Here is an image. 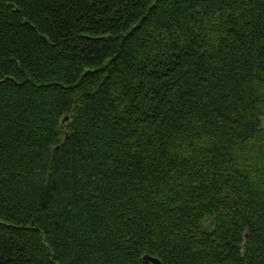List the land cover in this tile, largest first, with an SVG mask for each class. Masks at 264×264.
I'll list each match as a JSON object with an SVG mask.
<instances>
[{
  "label": "trees",
  "instance_id": "trees-1",
  "mask_svg": "<svg viewBox=\"0 0 264 264\" xmlns=\"http://www.w3.org/2000/svg\"><path fill=\"white\" fill-rule=\"evenodd\" d=\"M264 264V0H0V264Z\"/></svg>",
  "mask_w": 264,
  "mask_h": 264
},
{
  "label": "water",
  "instance_id": "water-1",
  "mask_svg": "<svg viewBox=\"0 0 264 264\" xmlns=\"http://www.w3.org/2000/svg\"><path fill=\"white\" fill-rule=\"evenodd\" d=\"M143 259L144 261L149 262L151 264H160V262L153 257L145 256Z\"/></svg>",
  "mask_w": 264,
  "mask_h": 264
}]
</instances>
